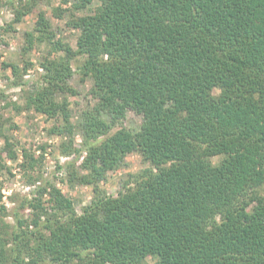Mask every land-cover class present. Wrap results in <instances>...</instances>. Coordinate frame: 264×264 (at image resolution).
Instances as JSON below:
<instances>
[{"label":"trees","instance_id":"1","mask_svg":"<svg viewBox=\"0 0 264 264\" xmlns=\"http://www.w3.org/2000/svg\"><path fill=\"white\" fill-rule=\"evenodd\" d=\"M94 2L92 13L74 15ZM60 4L72 12L76 48L53 43L39 12L22 53L46 43L50 57L61 54L40 63V85L23 108L60 120L49 133H81L82 149L69 139L61 153H84V173L70 163L68 183L91 185L93 196L78 214L55 185L37 188L21 208L31 209L29 224L16 213L9 246L0 237V264H264V0ZM77 58L95 104L73 123L68 100L56 96L77 94L69 84ZM2 67L19 86V66ZM130 109L139 127L110 134ZM3 127L0 154L14 160ZM134 152L145 166L107 195L98 183ZM21 153L24 171L43 160Z\"/></svg>","mask_w":264,"mask_h":264},{"label":"rangeland","instance_id":"2","mask_svg":"<svg viewBox=\"0 0 264 264\" xmlns=\"http://www.w3.org/2000/svg\"><path fill=\"white\" fill-rule=\"evenodd\" d=\"M96 6L94 2L85 11L74 13V15L92 13ZM56 8L65 10L62 16L54 14ZM24 9L30 11L22 17L20 22L15 23V12ZM39 12L44 13L51 25L50 30L54 34L53 43L60 42L72 49L76 48L77 32L68 24L72 15L69 5H61L60 0H0V123L4 124V134L16 143V159L11 160L6 157V154H0V207L6 208L5 212H0V237L3 241L10 239L9 235L16 225L14 219L16 213L23 222L29 224L31 209L21 208L26 201L35 198L36 190L40 186L55 185L66 198L72 201L78 214L90 203L93 196L91 185L74 183L71 186L68 183L67 166L70 163H74L75 169L80 174L84 173L80 168L84 153H77L76 150L67 155L61 153V145L69 139L73 141V148L81 150L83 140L81 133L75 131L71 138L66 134L49 133L53 126L61 125L60 120L23 108L26 96L40 85L43 75L40 63L44 58H53L61 54L59 52L58 55L53 54L50 57L46 43L36 44L28 53H22L21 50L25 46L24 33L33 31ZM26 60L29 65L24 71L23 61ZM80 61L81 59L77 58L71 62L73 76L69 80L70 86L77 94L75 96L57 94L56 96L57 101L62 98L68 100L73 123L78 121L82 110L95 104V100L89 93L91 82L81 81L77 74ZM3 63L19 66V86H13L15 78L10 68L2 67ZM17 107L19 109H14ZM141 119L139 114L130 109L110 134L121 127L136 129L141 124ZM1 145L2 141H0V148ZM21 148L33 150L36 152L35 156H43L42 162L32 171H24L20 167L23 160ZM144 166L140 154L130 153L125 157L124 165L115 171H109L105 180L98 183V187L107 195L116 196L127 176L139 172ZM47 198L44 196V206L48 205ZM8 244L7 241V246ZM148 261L151 263L153 260Z\"/></svg>","mask_w":264,"mask_h":264}]
</instances>
